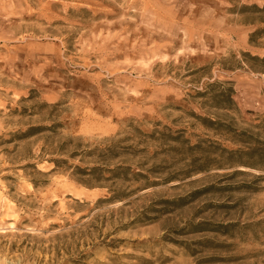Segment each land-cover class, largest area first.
I'll return each instance as SVG.
<instances>
[{"label":"rangeland","instance_id":"374dc122","mask_svg":"<svg viewBox=\"0 0 264 264\" xmlns=\"http://www.w3.org/2000/svg\"><path fill=\"white\" fill-rule=\"evenodd\" d=\"M0 264H264V0H0Z\"/></svg>","mask_w":264,"mask_h":264}]
</instances>
